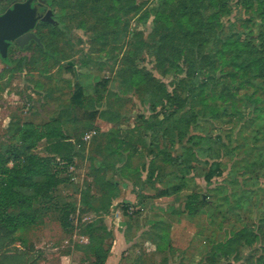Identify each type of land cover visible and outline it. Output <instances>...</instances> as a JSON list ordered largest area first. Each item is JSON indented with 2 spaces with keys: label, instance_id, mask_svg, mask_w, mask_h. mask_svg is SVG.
<instances>
[{
  "label": "rangeland",
  "instance_id": "obj_1",
  "mask_svg": "<svg viewBox=\"0 0 264 264\" xmlns=\"http://www.w3.org/2000/svg\"><path fill=\"white\" fill-rule=\"evenodd\" d=\"M24 1L0 0V11L5 12L15 3ZM142 1L151 3L153 0H137V4ZM238 1L231 0L232 15L223 19L225 31L232 23L238 27L250 25L252 11ZM58 2L54 13L62 14L67 27L64 31L67 39L54 41L60 56L54 55L51 61L45 62L35 45L27 51L14 45L9 52L13 65L8 66L0 59V152H6L9 145L17 143L13 136L15 125L23 122L43 125L59 116L64 134L74 146L70 164L53 153L46 140L34 151L49 157L51 167L66 181L47 207H41L38 222L16 234L9 252L21 255L22 264H98L99 255L106 252L110 253L105 264H201L213 244L224 242L237 230L247 227L258 234L264 220L263 165L254 175L260 177V181H248L250 190L258 192L252 204L238 196L239 190L234 185L214 189L224 182L226 175L236 172L233 163L226 161L222 166L224 176L216 172L208 191L204 174L209 172L210 166L194 172L188 188L177 199L157 197L156 188H162L167 182L158 181L161 170L165 175L173 168L155 156L157 151L151 145L150 135L142 142L144 136L139 128L162 112L161 107L157 110L152 107L150 80L154 77L171 85L173 76L171 73L162 75L165 70L158 68L157 56L148 51L154 17L146 25L139 17L151 4L144 5L137 16L130 14L126 29L109 24L100 14L84 17L83 12L77 11L79 0ZM103 5L106 9L110 7L112 14L119 8L116 0H107ZM245 30L252 31L256 37L262 32V26L258 23ZM41 32L47 36L50 29L43 26ZM136 33L144 38L142 49L132 47L137 40ZM130 50L134 57L128 55ZM25 56L28 64L17 70V61ZM126 59L133 60L136 66ZM133 68L144 74L145 80L134 77ZM80 85L87 98L79 106L73 103V97ZM213 90L209 87L205 94L211 98ZM218 103L211 101V104ZM252 110L254 108L249 106L245 112L249 114ZM228 112L217 122L204 120L202 123L214 135L235 128L233 140H242L246 135L241 132L244 125L239 123L234 109ZM93 114L96 116L91 119ZM160 146L163 148L162 142ZM167 149L174 155L181 153L179 144L173 146L168 142ZM102 162L114 167L101 169ZM107 182L117 186L110 190ZM194 189L225 210L227 217L213 216L211 206L197 216L171 213L172 205L174 208L182 206ZM85 200L97 208H108L93 210L85 205ZM125 207L127 212L123 211ZM66 223L71 225L65 227ZM162 234L170 237L171 248ZM254 249L242 247V256L256 254L254 259L258 258L260 255ZM254 259L246 264H254ZM0 264H9L2 254Z\"/></svg>",
  "mask_w": 264,
  "mask_h": 264
},
{
  "label": "trees",
  "instance_id": "obj_2",
  "mask_svg": "<svg viewBox=\"0 0 264 264\" xmlns=\"http://www.w3.org/2000/svg\"><path fill=\"white\" fill-rule=\"evenodd\" d=\"M45 2L53 10L59 3L58 0ZM105 2L107 0H79L77 11L83 12L84 17L85 14H100L107 18L109 24L127 29L129 15L137 16L144 5L151 4L139 17L145 25L154 17L152 43L148 51L157 56L158 68L165 70L162 75L171 73L173 76L171 85L154 77L150 80L153 88L152 107L154 110L161 107L162 112L146 120V126L139 128L144 136L142 142L150 135L151 145L157 151L155 156L173 168L172 172L165 175H162L161 170L158 181L167 182L162 188H156L157 197L177 199L188 188L193 173H198L206 166H210L209 172L204 174L208 181V191L213 185L212 179L216 172L224 176L222 166L226 161L233 163L236 172L231 176L226 175L224 182L217 184L214 189L222 190L234 185L242 200L251 204L255 202L258 192L250 190L251 184L248 181L259 182L260 177L254 175L258 167L264 166V0H239L240 5L252 11L248 21L250 25L238 27L232 23L228 31L223 28V19L232 15L231 0H153L151 3L142 1L139 5L137 0H116L119 8L115 14H112L110 7H104ZM122 2L123 5L120 4ZM3 12L1 10L0 14ZM121 12L122 16H126L125 19L119 15ZM54 18L58 25L43 22L37 24L38 31L35 34L40 44L31 41L24 49L18 44H12L9 52L14 45L21 51H27L35 45L45 62L51 61L54 55L60 56L54 41L67 39L64 33L67 27L62 14H55ZM258 23L262 26L258 36L253 37L252 31L246 32L245 29H251ZM43 26L50 29L47 36L41 32ZM135 36L137 40L132 47L142 49L144 38L141 39L140 33ZM131 52L128 55L134 57ZM0 59L8 66L14 63L10 54L5 59L0 55ZM17 62V70H21L23 65L28 64V58L25 56ZM131 63L136 66L133 60ZM133 73L134 77L145 80L144 74L136 68ZM168 86L172 88L171 91ZM209 87L214 89L211 98L205 94ZM86 98L85 89L81 85L77 86L73 103L80 106ZM211 101L219 103L211 104ZM249 106L254 110L246 114L245 110ZM230 108L239 115V123L244 125L241 132L246 134L236 142L233 140L235 128L214 135L202 123L204 120L208 123L219 121L223 115H228ZM95 116L93 114L91 119ZM13 129L17 143L9 145L6 152H0V254L3 260L19 264L21 255H9L8 247L13 244L19 231L33 227L38 222L42 215L41 207H47L58 188L66 181L59 175V171L51 167L49 157L34 151L46 140L51 151L66 164H70L73 161L74 146L64 134L60 116L43 125L19 123ZM130 141L134 142L133 139ZM168 142L173 146L181 145V153L172 154L167 149ZM100 164L101 169L113 165L108 162ZM237 165L240 167L236 168ZM107 184L110 190L117 186L113 182ZM85 205L96 211H106L108 208H97L88 200H85ZM208 206L213 208V216L227 217L225 210L214 201L204 198L202 192L196 189L186 196L182 206L174 208L172 205L171 213L197 216ZM123 211L128 210L125 207ZM70 225L66 223L65 227ZM257 232L255 234L247 227L237 230L224 242L213 244L201 264H246L253 261L256 254L251 257L242 256V247H255L254 251L260 256L254 259V264H264V220H261ZM162 237L168 248H171L170 237L166 234ZM108 253L99 255L98 264L106 263Z\"/></svg>",
  "mask_w": 264,
  "mask_h": 264
},
{
  "label": "water",
  "instance_id": "obj_3",
  "mask_svg": "<svg viewBox=\"0 0 264 264\" xmlns=\"http://www.w3.org/2000/svg\"><path fill=\"white\" fill-rule=\"evenodd\" d=\"M35 0L17 2L0 14V55L5 59L9 55L12 42L24 49L31 41L40 44L34 30L39 22L58 25L54 10ZM34 4V5H33Z\"/></svg>",
  "mask_w": 264,
  "mask_h": 264
},
{
  "label": "flooded vegetation",
  "instance_id": "obj_4",
  "mask_svg": "<svg viewBox=\"0 0 264 264\" xmlns=\"http://www.w3.org/2000/svg\"><path fill=\"white\" fill-rule=\"evenodd\" d=\"M42 1H43V0H42ZM38 3H42L43 5L47 6L48 9H51V8L49 7V5H48L45 1H43V2H41V1H39V0H35V1H34V4H38ZM34 4H33V5H34ZM54 17H55V16H54ZM34 31H35V30H34ZM12 44H17V43H16V42H12L11 45H12Z\"/></svg>",
  "mask_w": 264,
  "mask_h": 264
},
{
  "label": "crops",
  "instance_id": "obj_5",
  "mask_svg": "<svg viewBox=\"0 0 264 264\" xmlns=\"http://www.w3.org/2000/svg\"><path fill=\"white\" fill-rule=\"evenodd\" d=\"M11 253H9V255H15V254H13V252H11ZM9 264H11V263H9ZM12 264H16V263H12ZM19 264H22L21 260H19Z\"/></svg>",
  "mask_w": 264,
  "mask_h": 264
}]
</instances>
